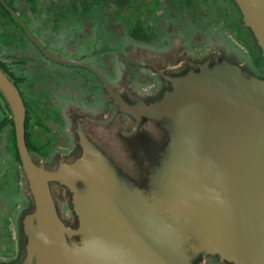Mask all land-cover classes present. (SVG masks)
Here are the masks:
<instances>
[{
  "label": "water",
  "instance_id": "water-1",
  "mask_svg": "<svg viewBox=\"0 0 264 264\" xmlns=\"http://www.w3.org/2000/svg\"><path fill=\"white\" fill-rule=\"evenodd\" d=\"M0 1L48 57L94 71L113 98V114L126 112L138 124L153 119L165 131L162 146L143 150L141 180L94 143L80 121L79 153L48 168L30 153L24 98L0 66L30 201L16 264H199L207 257L264 264L263 77L215 56L173 77L160 99L128 100L94 65L46 48ZM235 2L264 56V0ZM54 182L69 191L75 223L64 218Z\"/></svg>",
  "mask_w": 264,
  "mask_h": 264
},
{
  "label": "flooded vegetation",
  "instance_id": "flooded-vegetation-1",
  "mask_svg": "<svg viewBox=\"0 0 264 264\" xmlns=\"http://www.w3.org/2000/svg\"><path fill=\"white\" fill-rule=\"evenodd\" d=\"M7 1L46 48L94 65L128 100L130 95L160 99L172 88L173 77L215 56L264 78V56L235 0ZM3 13L0 8V66L13 73L26 105V126L42 147L32 155L48 168L77 155L80 121L88 137L127 174L138 180L146 176L143 150L162 146L165 131L153 119L138 124L131 114H113V98L94 71L66 63L73 69L51 67L56 60L41 50L14 14ZM10 119V107L0 95V146L6 141L0 161L1 148L8 151L12 137ZM17 165L27 204L18 206L9 223L7 213L15 205L0 193V262L10 264L21 257L22 215L30 206L22 165ZM53 188L57 201L60 189L70 196L57 182ZM212 259L219 260L207 257L199 264Z\"/></svg>",
  "mask_w": 264,
  "mask_h": 264
},
{
  "label": "rangeland",
  "instance_id": "rangeland-1",
  "mask_svg": "<svg viewBox=\"0 0 264 264\" xmlns=\"http://www.w3.org/2000/svg\"><path fill=\"white\" fill-rule=\"evenodd\" d=\"M44 2H48L46 0H43ZM42 13V12H41ZM5 14V13H3ZM43 14V13H42ZM51 67H57V68H66V69H73L72 66H68L66 64L57 62V61H52L50 63ZM78 70H83L86 71L84 68L82 67H77ZM5 139L2 141L1 146L0 147H5ZM12 145V137H11V141L10 144L8 146V151H7V147L5 148L6 151L1 148L2 152H3V158L0 161V176H2L4 179L8 178L7 176H11V168H12V164H14V151L11 148ZM18 164V163H17ZM12 186H8V188H10ZM58 197H59V207L64 215V218L70 222L72 221V219L74 218V212L72 210V207L70 205V196L68 193H65L62 189H60L58 191Z\"/></svg>",
  "mask_w": 264,
  "mask_h": 264
},
{
  "label": "crops",
  "instance_id": "crops-1",
  "mask_svg": "<svg viewBox=\"0 0 264 264\" xmlns=\"http://www.w3.org/2000/svg\"><path fill=\"white\" fill-rule=\"evenodd\" d=\"M11 172V176H7L8 178L4 179L0 176L1 197L4 195L5 199L7 197V200L15 205V209L7 213L6 219L8 223L10 222L9 220L13 218L14 214L19 213V211H17L18 206L24 208L27 204V192L24 189V184L19 174V167L16 162L12 164ZM8 186L12 187L8 188Z\"/></svg>",
  "mask_w": 264,
  "mask_h": 264
},
{
  "label": "trees",
  "instance_id": "trees-1",
  "mask_svg": "<svg viewBox=\"0 0 264 264\" xmlns=\"http://www.w3.org/2000/svg\"><path fill=\"white\" fill-rule=\"evenodd\" d=\"M1 9L8 15H12L11 12H9L5 6L3 4H1ZM13 17V16H12ZM13 19L15 20V18L13 17ZM4 69V71L9 75V77L13 80L12 76H13V73L9 71L8 67L6 66H3L2 67ZM16 84V83H15ZM0 95H1V98L3 100V102L5 104H7V101L5 100V98L3 97L2 95V92L0 91ZM10 121L12 122V145H11V148L12 150L14 151V161L19 163L21 165V161H20V156H19V153H18V149H17V146H16V139H15V132H14V126H13V120L10 119ZM26 122H27V118H26ZM26 141H27V145L29 147V150H30V153L32 154L34 151H38L39 149L41 150L42 147H40L39 145H37V143L35 142L34 138H33V134L30 132V130L28 129V127L26 126ZM22 167V166H21ZM54 190V188H53ZM57 191V189H56ZM55 194V192H54ZM75 218V214L73 216ZM73 218V219H74Z\"/></svg>",
  "mask_w": 264,
  "mask_h": 264
}]
</instances>
